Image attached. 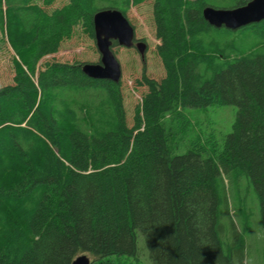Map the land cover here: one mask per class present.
Listing matches in <instances>:
<instances>
[{
	"label": "trees",
	"instance_id": "16d2710c",
	"mask_svg": "<svg viewBox=\"0 0 264 264\" xmlns=\"http://www.w3.org/2000/svg\"><path fill=\"white\" fill-rule=\"evenodd\" d=\"M55 1L0 0L16 54L0 87V264H125L142 250L152 264H235L244 237L230 198L240 203L244 184L264 231V21L216 28L203 11L252 0H68L47 13ZM148 1L165 75L136 79L146 91L132 124L122 78L40 64L60 51L61 26L82 23L95 39L96 12L127 17ZM213 105L238 108L216 142L195 134L188 112Z\"/></svg>",
	"mask_w": 264,
	"mask_h": 264
},
{
	"label": "rangeland",
	"instance_id": "374dc122",
	"mask_svg": "<svg viewBox=\"0 0 264 264\" xmlns=\"http://www.w3.org/2000/svg\"><path fill=\"white\" fill-rule=\"evenodd\" d=\"M68 0H56L47 7V13L51 14L55 9L62 8ZM153 1H148L140 6H131L127 12V18L135 28L136 37L143 39L148 49L143 60L136 47L127 49L116 44L113 52L121 63L122 83L125 96V107L130 124L133 122L134 110L142 102L145 88H136V79L140 78L144 70L149 77L160 80L165 75L162 61L156 55V46L160 40L155 35V23L153 19ZM61 32L60 51L43 58L40 62L59 61L63 63H99L101 55L98 52L96 41L90 36L82 23L77 24L68 33L61 26L57 29ZM15 51L11 46L5 30L0 25V87L12 84L15 75L13 60ZM39 64V65H40ZM238 108L234 105H213L207 109H189V116L195 129V134L206 135L211 141H220L232 131ZM241 201L236 197L230 198L231 215L236 223L238 231L244 237V252L240 257L234 255L235 264H264V231L260 218V203L252 190L247 189L246 184L241 186ZM222 222L226 225V232L230 231L228 219L223 215ZM228 237H231L228 236ZM139 253L146 249L144 239L139 235ZM92 261L93 257L90 256ZM144 250L139 255L138 262H126L125 264H152ZM122 262V261H121Z\"/></svg>",
	"mask_w": 264,
	"mask_h": 264
},
{
	"label": "water",
	"instance_id": "95a60500",
	"mask_svg": "<svg viewBox=\"0 0 264 264\" xmlns=\"http://www.w3.org/2000/svg\"><path fill=\"white\" fill-rule=\"evenodd\" d=\"M203 16L211 26L238 30L264 21V0H252L246 6L235 9L207 7L203 11ZM93 24L101 60L99 63L82 64V71L89 78L118 83L123 71L121 63L113 52L114 42L127 49L136 47L143 60L148 46L144 41L135 43V28L118 9L99 10L94 15ZM91 263L89 256L81 255L72 264Z\"/></svg>",
	"mask_w": 264,
	"mask_h": 264
},
{
	"label": "flooded vegetation",
	"instance_id": "af4514ba",
	"mask_svg": "<svg viewBox=\"0 0 264 264\" xmlns=\"http://www.w3.org/2000/svg\"><path fill=\"white\" fill-rule=\"evenodd\" d=\"M136 37V36H135ZM139 41H143V39H138L137 37L135 38V43L139 42ZM117 44L116 42H114V45ZM116 46V45H115Z\"/></svg>",
	"mask_w": 264,
	"mask_h": 264
}]
</instances>
